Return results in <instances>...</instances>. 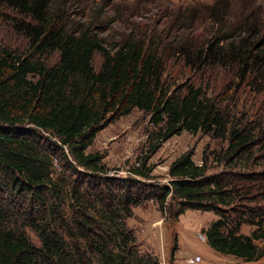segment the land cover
<instances>
[{
    "label": "trees",
    "instance_id": "obj_1",
    "mask_svg": "<svg viewBox=\"0 0 264 264\" xmlns=\"http://www.w3.org/2000/svg\"><path fill=\"white\" fill-rule=\"evenodd\" d=\"M215 2L198 30L171 20L104 42L88 25L68 27L47 0H0L22 16L17 30L28 41L21 53L0 46V264H158L136 250L126 225L147 200L173 219L211 211L203 234L217 252L264 255V106L246 94L264 93V7L233 13ZM173 67L194 77L170 85ZM132 108L158 129L157 142L200 132L222 151L201 153L199 164L185 151L165 184L109 177L85 150ZM209 161L222 169L206 174ZM242 224L253 228L239 233Z\"/></svg>",
    "mask_w": 264,
    "mask_h": 264
},
{
    "label": "rangeland",
    "instance_id": "obj_2",
    "mask_svg": "<svg viewBox=\"0 0 264 264\" xmlns=\"http://www.w3.org/2000/svg\"><path fill=\"white\" fill-rule=\"evenodd\" d=\"M48 8L60 9L68 27L74 23L92 27V31L104 42L118 41L131 30L148 31L151 27L159 28L171 20L180 21L183 26L192 25L198 30L207 21L203 12L212 0H47ZM217 8L225 6L237 13L240 6L264 7V0H216ZM224 10V8H222ZM23 18L13 10L0 4V46L16 52H25L28 41L23 31L17 30V23ZM203 22V23H202ZM176 25V24H175ZM69 29V28H68ZM184 34L187 29L176 30ZM196 32V31H195ZM139 33V32H138ZM140 34V33H139ZM142 35V34H140ZM196 41V39H194ZM98 55H94L93 65L97 66ZM177 67L168 71L167 82L182 84L189 82L194 75ZM217 79V83H224ZM264 106V93H251ZM246 94L244 96H246ZM147 116L136 108L126 115L119 116L99 130L86 153L100 155V162L106 167V175L119 178L130 176L145 183L165 184L168 182V165L185 151L192 150L191 159L200 163L201 153L210 150L219 154V141L211 139L200 132L191 134L181 130L162 141H156L158 129L147 122ZM155 146L153 147V145ZM143 164L148 168L147 177L131 174L133 168ZM222 169L218 163L209 161L206 174ZM264 200V190H263ZM167 205H172L166 198ZM260 205H262L260 203ZM264 207V202H263ZM132 215L126 225L133 228L136 250L148 252L155 257L158 264H264V255L256 260H243L239 257L223 254L212 249L205 241L203 230L216 218L211 211L197 209L185 210L175 219L168 217L166 211H159L154 201L147 200L132 207ZM253 227L242 224L239 233L248 234ZM32 243H37L32 232H27ZM262 247V242H256ZM194 255L198 261H190Z\"/></svg>",
    "mask_w": 264,
    "mask_h": 264
},
{
    "label": "built area",
    "instance_id": "obj_3",
    "mask_svg": "<svg viewBox=\"0 0 264 264\" xmlns=\"http://www.w3.org/2000/svg\"><path fill=\"white\" fill-rule=\"evenodd\" d=\"M199 260V256L198 255H194L193 256V259L191 258V260L190 261H198Z\"/></svg>",
    "mask_w": 264,
    "mask_h": 264
}]
</instances>
